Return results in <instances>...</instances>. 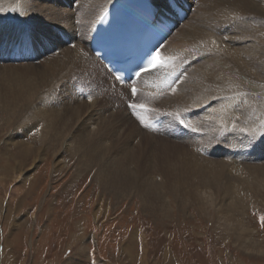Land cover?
Instances as JSON below:
<instances>
[{
	"label": "rangeland",
	"instance_id": "374dc122",
	"mask_svg": "<svg viewBox=\"0 0 264 264\" xmlns=\"http://www.w3.org/2000/svg\"><path fill=\"white\" fill-rule=\"evenodd\" d=\"M75 1H71L73 6ZM251 1L258 15L235 16L242 32L250 33L249 41H241L235 23L229 28L210 24L213 37L175 49L176 62L165 67L172 71L176 65L184 68V62L178 59L190 61V67L179 77L182 81L178 79L159 96L145 91L133 98L134 104L144 106L139 114L134 108L124 107L121 94L125 91L113 87V80L108 78L111 95L86 88L73 76L46 95L42 88L35 94L34 106L26 104L18 112L8 113L0 103V264H264V117L256 115L258 107L264 106L262 86L250 90L244 84L252 80L246 77L241 78V84H234L238 90H247L234 110L247 104L259 119L258 123H250V130L236 127L241 118L237 111H233L235 120L230 131L216 113L220 128L212 126L211 136L203 132L205 128L199 130L198 125L207 127L211 122L205 116L208 111H224L231 100L227 95L196 104L195 109L184 108L176 99L174 104L163 105L183 93L192 85L194 73L217 57L210 43L216 48L239 49L257 38L255 28H264V0ZM198 2L195 5L200 7ZM62 7L72 8L68 2ZM13 13L12 17L0 13L4 19L0 31L11 29L13 35L16 27L26 29L31 35L30 48L36 41L43 50L34 54L31 64L35 70H25L24 64H9L8 59L0 60V95L20 77H26L34 89L42 85L37 71L46 60L60 55L50 43L55 39L56 26H31L29 20L16 19ZM189 14L186 26L194 24L197 12L192 7ZM52 34L53 39L47 40ZM259 37L264 38V33ZM4 46L2 38L0 48ZM199 97V102L205 101V96ZM87 105H92L90 110L85 109ZM178 108L183 109L177 112ZM123 112L130 116L128 124L122 120ZM156 118L163 123L161 133L155 135L145 129V122ZM191 118L194 120L186 124ZM179 132L181 137L171 136ZM229 137L233 144L225 146ZM189 152L204 155L208 162L217 163L216 167L223 165L220 159H224L231 168L225 167V175L219 178L193 171V166L189 171L182 166ZM167 165L173 170L169 172Z\"/></svg>",
	"mask_w": 264,
	"mask_h": 264
},
{
	"label": "bare ground",
	"instance_id": "6f19581e",
	"mask_svg": "<svg viewBox=\"0 0 264 264\" xmlns=\"http://www.w3.org/2000/svg\"><path fill=\"white\" fill-rule=\"evenodd\" d=\"M71 1L72 0H0V10H1L0 13L2 15L4 14V16L12 17L10 15V13L14 12L13 17H15L16 19L22 20V21L27 19L30 21L31 26L33 25V26L38 27V28H45V25H47V24H51V25L56 26L58 29H56L57 31L55 33L56 34L55 39L52 40L50 43L54 44V47H56V49H58V54H60L59 57L56 56V57H53V58L46 60L47 62L41 66V69L39 71H37V72H39V79L41 80L42 85H40V86L36 85L35 89H34V87L29 86L30 81L26 77H20L21 79H18V78L14 79L15 81L12 79H8L9 81L12 80V84L7 85L5 87V91H4L5 94L0 95V103L4 107L7 108V111H9L8 113H12L13 111L18 112L20 109H23L22 107L26 106V104H30L31 106H34L33 101H34L35 94L42 91V88H44V92L46 95L48 93V90L53 91L52 90L53 88L57 89L58 86L61 87V85L66 82V80H68V82H69V80H71V78L73 76L75 79H78L85 86H87L86 88H91V89L94 88L98 92L102 91V92L108 93L109 95H111V93H113V90L111 88L112 87L111 82L108 83L106 80L107 78L112 80L111 76L105 71L103 66L91 55V53L88 49V46H89L90 31H91L92 26L94 25L96 19L99 17L101 12L106 10L114 0H77V1H75L76 3L74 4V6H73ZM167 1L168 0H151V2H153L155 4V6L157 7V9H159V10L166 9L165 4ZM177 1L185 2L188 6H190V8H192V7L194 8V10L197 12V14L195 15V22L191 26H186V24L188 23L187 21L191 16L188 13V15H187L186 19L183 21V23L181 25H178V27L175 30H173V32L166 38L165 42L162 44L161 48L158 51V53L160 55L161 64H163L165 62L169 63V64L176 62L177 58L175 55V49L183 48V47H187V46L189 47L190 45H192L194 43V40H203L204 38L207 39L209 37L210 38L213 37L212 33H211L212 29H210V24H216L215 26L224 25L225 28L226 27L229 28L230 26H233V23H235V24H237V28L239 27L238 32L240 31L239 36H240L241 41L248 39V36L250 35V33L248 34L247 31H246V34H245V32L244 33L242 32V30L239 26V23L237 22V21H239V19H237V17H235V16H237V14H242V13L247 14V15L248 14L249 15L254 14V13L257 15L259 14L256 11V9H257L256 4H254L251 0H200L198 2V4L199 3L202 4V5H200V7H197V5L192 3L191 0H175V2H177ZM67 2L71 3V6H72L71 9L70 8L69 9H63V7H62L63 3L65 4ZM259 9H260V7H259ZM1 20H4V19L1 18V16H0V22H1ZM8 20L9 19L7 18L6 21H8ZM242 24H243V22H242ZM262 26L263 25H259L258 29L255 28L254 35L257 38L256 39L251 38L250 39V45H248L247 47H243V48H239V49L238 48L237 49L236 48L228 49L227 47H225V49H224V47L223 48L222 47L216 48L217 46L214 47L213 43H210L213 46V49L214 48L216 49L215 50V51H217L216 54H218L217 57L214 59L212 58V59L208 60V62L205 63V66L202 65V66H204L202 71L200 70L199 72L194 73L193 78H192V79H194L192 85L187 86V89L183 93L176 94V96L174 95L175 97H173L169 101H165L164 103L162 102L163 105L174 104L173 102L176 99V101L179 104H183L182 106L184 108L188 107L190 109V107H194V105L197 106L196 104H200V103L207 104L206 101L210 100V98H213L216 96L227 95V96L231 97V100H228V103L226 104V108H224V111H221V110H219L217 112H215V111L209 112L208 111L206 113L207 115H205V116H208L211 119V122L208 124L207 127H204L202 125L201 126L198 125L200 127L199 130L202 131L203 128H205L206 131H203V132H206L207 135L211 136L212 131H210V129L212 128V126L215 127L216 125H218L217 127H219V123L221 121L222 123L227 125L226 126L227 129L230 131V129H232L231 123L233 122V119L235 118L233 111H237L238 114H240V116H241V118L239 119L240 124L237 125L236 127H240V129L242 131H243V129L250 130L252 128V125L250 123H252V122L258 123L259 119L253 113L254 112L253 108L248 106L247 104L242 103L239 106L240 108L234 110L233 106L235 105V103L238 100L242 99L246 95V91H247L245 87H242V88L240 87L239 90L236 89L234 87V84H238V83L241 84V78L246 77V78H250V80H252V81L250 83H247V84L242 83V84H244V86H247L250 90H252L254 88H260L259 85H261L262 89H263L262 91H264V38L259 37V36H261L262 33H264V28ZM0 27H1V24H0ZM3 27H4V24H3ZM6 27L8 28L9 24H6ZM249 29L250 28H247L246 30H249ZM10 30L11 29H8L6 31V33L2 32V30L0 31V36L3 38V41L5 42V46L0 51V56L3 57L4 60L8 59L7 63H9V64H11L13 62L17 63L20 66L22 64H24V65H27L25 70H32L33 66L31 63L35 59L34 58L29 59L28 58V56H30V51L32 52V54H35V55H36V53L39 54V52L41 50H43V46L41 44L37 43L36 41H34L33 45H31L32 48H30L28 41H29V37L31 35H30V32L26 29L16 27L15 30H12V31L16 32L13 35L10 33ZM43 33H47V31H44ZM49 37H50V35H48V37L47 38L45 37V38L47 40H51V39H53V34H52V38H49ZM214 37H215V35H214ZM65 40L70 41V42H65ZM209 41L212 42V39H208V42ZM248 41H249V39H248ZM238 42H240V40ZM245 42H247V41L245 40ZM72 43L75 44L74 48H72V46H71ZM23 47H24V49H23ZM178 60H182L184 62V68L180 65H176L172 68V71H168V70H165V67H163V68L158 67L155 71H153L149 75L145 76L147 80H146V82H144L145 84L142 83L140 85V92L137 95L143 94L145 91H148L151 94L156 93L157 96H159L160 94H163V92H168V90L170 88L166 91H158V92L153 91L151 89V87H153L152 83L154 81H157V79H158L157 76L167 77L170 74L176 73L179 69L182 70V74H183L184 69L190 67V66L188 67L187 65H189L191 62L186 61L185 58L184 59H178ZM193 69L195 70L196 68H193ZM33 70H35V68H33ZM183 79H184V77H183ZM179 80L182 81V79H179ZM235 91L240 92L241 94L234 93ZM61 94L64 97L66 95L65 93H64V95H63V93H61ZM61 94L59 93L60 96H61ZM67 94H68V92H67ZM156 95H153V97ZM125 96H126V94H125ZM199 96H201V97L205 96L204 97L205 101L199 102L200 100H202V98H200ZM38 97H39V95H38ZM43 97H45V96H43ZM198 98H200V99H198ZM103 99H104V97H103ZM196 100H198V101H196ZM210 101H212V100H210ZM131 102L134 104V99H132ZM67 103H68V101H67ZM105 103L108 104L107 102H105ZM137 103L134 105H137ZM84 104H86V103H84ZM202 105L203 104H201L199 106H202ZM30 107H28V109ZM84 107H85V109L90 110L92 105H87ZM81 108H83V106ZM188 108H187V110H189ZM195 108L196 107H194L193 109H195ZM214 108H215V106H214ZM255 108L257 109V107H255ZM94 109H96V107ZM139 109H140V112L143 111L141 108H139ZM173 109H175V108H173ZM178 109H180V108H178ZM181 109H183V108H181ZM181 109L177 110V112L178 111L181 112ZM258 109H260V110L258 111ZM258 109H257L256 115H259L260 119H263V117H264V106L261 105L258 107ZM77 110H79V109H77ZM25 111H27L26 108H25ZM84 111H86V110H84ZM173 113H171V114H173ZM214 113H216L217 115L220 114L219 115L220 119H218L220 121H218L216 119L217 115ZM127 114L125 112H123L121 114V116H122V120L124 122L127 121L129 123V122H131V119L129 118L130 116H128ZM32 115H34L33 112H32ZM201 115H203V114H201ZM203 116H202V118H204ZM77 117L78 116H76V118ZM157 119H161V118H156L154 120H157ZM87 120L90 121L91 119L87 118ZM193 120H194L193 118L189 119L186 122V124L190 123ZM151 121H153V120H151ZM70 122H71V120H70ZM146 123H148V122H146ZM181 123H184V121H182ZM115 124H117V123H115ZM72 125H74V124L72 123ZM111 125H109V126H111ZM161 125H160V131H159L160 133H161ZM118 126H120V124ZM75 127H77V126H75ZM68 128H69V126H68ZM219 128H217V130H219ZM54 130H53V132H54ZM103 130H104V128L102 129V131ZM105 130H107V129H105ZM82 131H84V130H82ZM80 133H81V131H80ZM141 133H142V131H141ZM157 133H155V135ZM104 135H101V136H104ZM106 135H108V134H106ZM182 135L183 134H181L180 132L178 134L177 133H171V136L181 137ZM48 137H50V136H48ZM108 137H111V136H108ZM63 138H65V136ZM44 139H46V138H44ZM49 139H52V138H49ZM81 139L83 140V138H81ZM94 140H95V137H94ZM43 141L46 142V140H43ZM54 141H55V137H54ZM58 141H60V140H58ZM226 141H227V143L224 142L225 146L226 145L231 146L233 144L230 137ZM45 142H42V143H45ZM74 142H78V141H74ZM92 142H93V140H92ZM53 143L54 142H52V144ZM45 144H47V143H45ZM60 144H62V143H60ZM81 145H82V143H81ZM200 145H198V146H200ZM96 146L98 147V145H96ZM201 147H202V145H201ZM195 148H194V150H195ZM236 148H237V146H236ZM72 149L75 150L74 147H72ZM82 149H84V148L82 147ZM22 150L24 151V149H22ZM25 150L27 151V149H25ZM198 150H199V148H198ZM203 150H204V148H203ZM33 151H35V150H33ZM200 151H201V149H200ZM84 152H86V151H84ZM91 152L92 151L88 152V154ZM201 153H202V151H201ZM95 154H97V153H95ZM188 154L189 155H187V156L184 155V164L182 166L185 167L189 171H191L192 168L195 167L194 168L195 170H193V171L199 172L204 176H213V177H217V178H219L221 176L223 177L225 175L224 168L230 167V166H228L229 164L226 163L227 161L224 159H220L221 162H223L222 163L223 165L220 164L221 166L216 167L218 164L216 163L217 164L216 165L215 162H211V163L208 162L210 160L208 158H206L204 155L194 154V152H192V153L189 152ZM104 155H106V153ZM130 155H132V153ZM181 155H183V153ZM213 157L216 158L215 155ZM84 159H85V157H84ZM93 159H95V158H93ZM100 160H101V158H100ZM100 160L98 158L99 162H100ZM87 162H88V160H87ZM85 163H86V161H85ZM197 163H199V164H197ZM88 164H90V162ZM116 164H119V163H116ZM81 166H82V164H81ZM91 166H94V165L92 164V165H90V167ZM164 167H165V165H164ZM183 167H182V169H184ZM188 168H190V169H188ZM85 169H88V168H85ZM99 169H101V168H99ZM118 169H119V166H118ZM167 169H169V172L171 170H173V169H171V167L169 165H167ZM123 171H124V169H123ZM123 171H121V172H123ZM98 172H100V171H98ZM124 172L126 173V171H124ZM106 173H108V172H106ZM120 174L123 175L122 173H120ZM120 174H119V176H120ZM100 182L103 183L102 181H100ZM108 183H109V181H108Z\"/></svg>",
	"mask_w": 264,
	"mask_h": 264
},
{
	"label": "snow or ice",
	"instance_id": "6c2138e0",
	"mask_svg": "<svg viewBox=\"0 0 264 264\" xmlns=\"http://www.w3.org/2000/svg\"><path fill=\"white\" fill-rule=\"evenodd\" d=\"M170 4H175V0H170ZM149 64L151 65V61L149 62ZM157 67H160V68L167 67V63L165 62L163 64H158ZM137 75H139V73H137ZM132 91H133V95H135L136 94L135 89H133ZM130 107H132V108H137V107L143 108L144 106L143 105L138 106V105L133 104V105H130ZM177 118H179V117H177ZM141 123H144V121L141 120Z\"/></svg>",
	"mask_w": 264,
	"mask_h": 264
}]
</instances>
